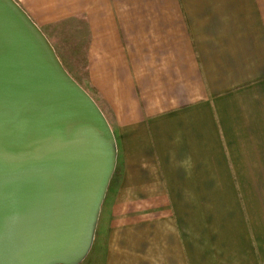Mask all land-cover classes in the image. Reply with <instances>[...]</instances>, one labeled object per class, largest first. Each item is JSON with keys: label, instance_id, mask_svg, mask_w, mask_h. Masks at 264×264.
Instances as JSON below:
<instances>
[{"label": "crops", "instance_id": "0c3cea01", "mask_svg": "<svg viewBox=\"0 0 264 264\" xmlns=\"http://www.w3.org/2000/svg\"><path fill=\"white\" fill-rule=\"evenodd\" d=\"M11 1L112 130L85 264H264V0Z\"/></svg>", "mask_w": 264, "mask_h": 264}, {"label": "water", "instance_id": "95a60500", "mask_svg": "<svg viewBox=\"0 0 264 264\" xmlns=\"http://www.w3.org/2000/svg\"><path fill=\"white\" fill-rule=\"evenodd\" d=\"M107 123L0 0V264H76L112 160Z\"/></svg>", "mask_w": 264, "mask_h": 264}, {"label": "rangeland", "instance_id": "374dc122", "mask_svg": "<svg viewBox=\"0 0 264 264\" xmlns=\"http://www.w3.org/2000/svg\"><path fill=\"white\" fill-rule=\"evenodd\" d=\"M6 1L9 4L13 5L11 0H6ZM36 33L44 41V44L46 45L48 51L50 52L51 57H52L53 61L56 63V65H57L59 71L61 72V74L66 79H68V81H70V83L73 84L76 87V89H78L82 93H84V90L82 89V87H80V84H82V82L80 80H78V78L76 77V73L80 72L79 71L80 70L79 64L62 65L61 62L58 60L54 50H52L49 47L48 43L45 41V39L42 36V34H40L39 32H36ZM60 51H62V53L65 52V50H60ZM64 59L70 60L71 58H68L67 56H64ZM76 61H78V60L76 59ZM85 96H86V94H85ZM106 127H107L108 133L110 134V137H111L110 139H111V143H112V160H113V154H114L113 134L111 132L112 131L111 128H109L108 125ZM112 174L113 175L111 176V173H110V175L107 177V180H106L105 185H104V189L102 191L100 202L98 203V205L96 207V210H95V214H94V218H93V222H92V229H91V236H90L89 244H88V246L86 248V251L84 252L83 256L80 258V260L76 264H85V258L88 255H92L93 254V251H94V226H95V223L97 222L96 219L99 216L106 215V210L103 208L105 206L104 205V198L108 194L109 195L106 197L105 200H107L109 198V196H111L112 192L114 191V188L117 185V181H118V173H117V171L115 170L114 173L112 171Z\"/></svg>", "mask_w": 264, "mask_h": 264}, {"label": "bare ground", "instance_id": "6f19581e", "mask_svg": "<svg viewBox=\"0 0 264 264\" xmlns=\"http://www.w3.org/2000/svg\"><path fill=\"white\" fill-rule=\"evenodd\" d=\"M17 9V8H16ZM112 166H113V162L111 160V164H110V169H109V172H108V176L110 175L111 171H112Z\"/></svg>", "mask_w": 264, "mask_h": 264}]
</instances>
